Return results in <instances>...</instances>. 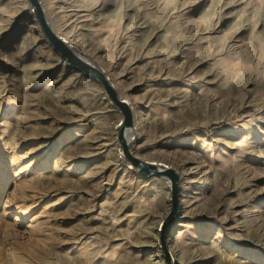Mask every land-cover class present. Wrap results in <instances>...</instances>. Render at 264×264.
<instances>
[{
  "label": "rangeland",
  "instance_id": "1",
  "mask_svg": "<svg viewBox=\"0 0 264 264\" xmlns=\"http://www.w3.org/2000/svg\"><path fill=\"white\" fill-rule=\"evenodd\" d=\"M40 2L132 108L134 156L179 175L181 209L168 263L169 179L130 166L122 114L30 1L0 0V264H264V0Z\"/></svg>",
  "mask_w": 264,
  "mask_h": 264
},
{
  "label": "water",
  "instance_id": "2",
  "mask_svg": "<svg viewBox=\"0 0 264 264\" xmlns=\"http://www.w3.org/2000/svg\"><path fill=\"white\" fill-rule=\"evenodd\" d=\"M29 1L33 6L34 13L37 17V20L40 24L44 36L48 39L50 45L54 48V50L59 53L60 56L64 60H66V62L70 66L97 80L102 85L111 103L122 114L123 120L121 125L118 127L119 141L121 144L123 155L126 158L127 162L130 164V166L135 169L137 173L142 177H156L169 179L172 191V210L165 221V227L161 233V241L163 245V252L166 256L168 263H170L171 254L167 247V233L170 231L173 221L180 215L181 194L179 185V175H177L171 169H160L154 165L143 162L134 156L129 145L131 141V136H128V134H130V131L135 126L133 111L130 105L120 98L119 93L110 83L109 79L106 77L105 72L102 69L98 68L97 66H93L92 64L88 63L83 58H81V56H79L73 50V48L68 44L66 40L59 37L55 33V31L51 28L47 21L40 0Z\"/></svg>",
  "mask_w": 264,
  "mask_h": 264
},
{
  "label": "trees",
  "instance_id": "3",
  "mask_svg": "<svg viewBox=\"0 0 264 264\" xmlns=\"http://www.w3.org/2000/svg\"><path fill=\"white\" fill-rule=\"evenodd\" d=\"M253 111H251L250 109L248 110H246V111H244L243 113H241L240 115L241 116H246V115H248L249 113H252ZM231 126V124H229V121H227V122H225V123H221V124H218V125H215V126H213V127H211L210 129H208V130H204V132L205 131H209V132H220V131H223V130H225V129H227V128H229ZM198 132H201V131H193L192 133H187V135L186 136H189V135H191V134H195V133H198Z\"/></svg>",
  "mask_w": 264,
  "mask_h": 264
},
{
  "label": "bare ground",
  "instance_id": "4",
  "mask_svg": "<svg viewBox=\"0 0 264 264\" xmlns=\"http://www.w3.org/2000/svg\"><path fill=\"white\" fill-rule=\"evenodd\" d=\"M129 135H130V136H132V135H131V133H130V134H128V136H129Z\"/></svg>",
  "mask_w": 264,
  "mask_h": 264
}]
</instances>
